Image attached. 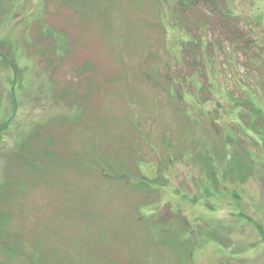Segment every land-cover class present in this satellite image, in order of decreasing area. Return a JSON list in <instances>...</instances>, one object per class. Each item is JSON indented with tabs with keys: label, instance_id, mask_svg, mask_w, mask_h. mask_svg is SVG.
I'll return each instance as SVG.
<instances>
[{
	"label": "rangeland",
	"instance_id": "374dc122",
	"mask_svg": "<svg viewBox=\"0 0 264 264\" xmlns=\"http://www.w3.org/2000/svg\"><path fill=\"white\" fill-rule=\"evenodd\" d=\"M154 1L99 0V14L104 12L103 18L95 26L85 19L83 27H73L71 21L77 22L78 17L61 7L62 0H0V39L16 50L22 66L14 92L13 89L11 92L14 70L8 74L1 69L0 184L17 144L32 128L43 123L55 125L47 126L50 131L61 128V119L77 114L79 109V104L73 110L69 100L65 103L55 96V90L48 87L50 72H44L45 64L28 57L26 39L35 31L37 20L59 21L63 24L58 26L71 28L74 34L69 38L67 56L56 68L55 79L60 87L68 82L76 86L81 83L78 95L88 93V73L82 63L92 59L94 64L91 78L99 83L92 97L95 113L89 111L84 125L100 120L112 125L109 129L105 123L103 128L99 125L88 128L93 145L87 151H91L92 159H111L114 155L111 139L130 119L136 121L137 115L143 131L160 141L148 146L140 140L146 162L139 163L154 179L149 183L151 186L146 184L151 195L144 194V200L131 192L133 198L130 195L127 198L130 205L124 207V198L114 196L107 183L97 184L90 172V184L85 177L79 182V178L72 177L73 188L58 187L54 193L51 187L40 183L34 190L26 188L22 195L11 198L8 208L12 219L8 227L11 231H23L26 237L34 225L31 213L42 215L48 224L47 214L55 211L53 206L58 204L56 209H67L58 211L60 215L51 224L70 244H76L75 237L83 231L82 225L94 229L95 215L99 225L105 226L102 234L110 240L114 231L123 228L118 227L121 220L110 221L122 210V202L123 213L138 207L147 219L154 218L156 222L171 215L172 228L177 230L167 242L166 234L160 232L151 236V240L143 239V232L141 235L139 231H136L139 237L131 233L122 235L125 239L120 243L126 244H120L119 250L126 257L128 252L136 251L140 257L137 262L149 253L152 264H264V68L258 67L264 57V0H220L219 9L225 18L239 17L237 23L230 21L229 29L239 26L251 33L248 36L256 38L260 48L255 50L262 57L254 56L253 63L232 46L230 33L223 23H217V16L207 18L204 7L201 11L190 9L189 14L181 16L179 0H159L157 5L164 7L166 34L160 33L156 25L148 27L147 21L156 22ZM106 18L107 28L103 24ZM200 32L205 39V55L199 67L204 70L206 60L208 72L204 70L201 74L197 69V75V71L192 73L190 63L193 44L190 46L186 41L189 38L199 41ZM243 39H239L241 45ZM63 44L61 51L66 50ZM182 44L188 46V53L182 51ZM148 58L155 64V68L147 66L148 70L153 68L150 72L155 83L142 74L147 71L140 65ZM168 64L174 66L171 76L165 73ZM182 76H186L184 81L176 82L170 89L171 78L180 80ZM125 77L132 86L125 87ZM109 79L113 81L108 83ZM250 105L260 108L261 116L255 111L253 114ZM117 125L120 128L114 127ZM162 138L167 146L161 143ZM86 146L81 143L79 148L86 150ZM162 178L167 181L163 183ZM22 203L24 209L17 210ZM86 214L82 221L80 217ZM180 218L183 223L187 221L190 233L175 228L180 225L176 221ZM158 228L156 224L154 230ZM49 230L52 232L51 225ZM185 241L188 248L181 245ZM6 258L1 249L0 261ZM7 261L22 264V258Z\"/></svg>",
	"mask_w": 264,
	"mask_h": 264
},
{
	"label": "trees",
	"instance_id": "16d2710c",
	"mask_svg": "<svg viewBox=\"0 0 264 264\" xmlns=\"http://www.w3.org/2000/svg\"><path fill=\"white\" fill-rule=\"evenodd\" d=\"M158 1L159 0H155L152 2V4L157 7L155 11L156 24L148 21L146 23L147 26H151V24L156 25L157 30L165 36L167 29L165 24L166 17L165 12H163L164 7L161 9L160 6L157 5ZM60 5L61 7L65 6L64 8L68 12H71V14L73 13L78 17L77 22L71 21V26L73 27H83L87 23L83 22L85 19L89 20V22L95 26L98 19L103 18L102 15H104V12L101 13L102 15L99 14V10H101L99 0H62ZM220 5V0H179L177 6L181 12V16L189 14L190 9H192V11L193 9L201 11V7H204V14L207 18L217 16V23H223V25L227 28L225 30L230 33L232 46L241 50L246 57H248L250 63L254 62V60L252 61L254 56L256 58L262 57V54H259L258 51L255 50V48L259 47L257 45L256 38L252 35L248 36V33L249 35L251 34L250 32H246V30L240 28L239 26L235 29L233 27H230L229 29L230 21L237 23L239 21V17L233 18V16L228 15L230 19L225 18L226 15L219 9ZM53 14H55V12ZM58 14L60 15L61 11ZM68 17L73 18L74 16L68 15ZM103 20V24L105 23L106 25L105 28L109 27V25H107V20L109 19L106 18ZM37 21L39 23L35 27V31L30 34L29 40L26 39L28 57L45 64L46 70H44V72H50L48 80L49 89L53 88V90H55V96L63 98L64 102L69 100V102L73 105V110L75 107L74 105L79 104V109L77 111L79 114L77 113L63 117L60 122L62 127L54 129L53 131L47 129L49 128L47 126L55 127L52 123L51 125H49L50 123L38 124L32 128L30 132L17 144L9 161V168L6 176L0 184V248L7 258H22V264H152V262L148 259L149 253H147V256L140 262H137L140 257H138L139 254L136 251L133 254L128 252V257H126V253H121L119 248L120 244H126V242L120 243V240L122 241L125 239L121 236L131 233L133 236L139 237L136 231L141 232V235L143 232L142 238L145 240H151V236H155L157 232L164 233L166 234L164 236L166 238V242L167 239L170 237L172 238V236L177 232V230H173L172 228L171 215L169 218H161L160 221L156 222L154 221V218L147 219L143 213L138 210V207L133 211L129 209L127 213H123V208L130 205L127 202L129 195L131 196V199L133 198V193L131 192H136L139 196L141 195L143 200L145 195H151V189L149 190L147 186H151L149 183L154 181V179L142 170L140 163L146 162V159L143 157V147L140 148L142 145L140 140L145 141L148 146L150 143H154L157 140L151 139L149 132L143 131V126L138 121L139 118L137 115L136 121L130 119L127 125L122 127L123 129L116 135V137L111 139V146L114 150V155H112L111 159H108V157L102 159H92V155L89 154L91 151H87L89 149H87V147L93 145L90 136L87 135V133H89L88 128H97L98 125L103 128L105 125V128L109 129L112 125L110 122L111 125L108 124V126V122L106 123L107 120H100L99 123L94 122L92 124L88 123L87 125H84L89 111L92 110L94 112L95 107L92 103V97L95 95L97 90L96 86L99 84L91 78V68L94 64H92V59H89L85 62V64L82 63L83 70L88 73V78L86 77L88 82L86 87L88 93L85 95H83V93L80 96L78 95L77 90L80 89L82 85L81 83L76 86L72 82H68L60 87V84L55 79V73L56 68L60 67L63 59L69 52V38L72 33L70 31L71 28L68 29L66 26H58L61 23H58L59 21L56 23L44 20ZM201 31H203L202 27ZM251 31L253 30L251 29ZM198 37L199 41L196 42L195 39L189 38V40L186 41V44L187 42L190 46L193 44V49H191L193 60L190 62L192 68L194 69L192 70V73L198 69V71L203 74L204 70L208 72V64L206 60L204 61V70L199 67L202 62L201 57L204 59L205 55V39L201 35V32L198 33ZM240 38H244L242 40L244 41L243 45L240 44ZM61 42H63V45L66 46L65 51H61ZM186 44L181 45V49L184 53H188L187 50H189ZM220 45L221 47L223 46L222 44ZM150 55L151 53L149 54V57ZM262 58V65L258 67L264 68V57ZM187 63L189 65V62ZM256 65H258V63ZM140 66L142 69L147 71L142 74H144L148 80H154L150 81L151 83H155L156 79L152 72H150V70L152 71L153 68H155L154 62L148 58L146 62L142 63ZM147 66L153 68L148 70ZM212 68L215 69V67ZM1 69H4L5 73L8 74L10 72L9 70H14L13 73L15 77L12 79L11 88V92L12 89L14 92L16 82L19 80L18 73L21 71L22 66L18 61L16 50L14 51L9 43L0 39V75ZM170 70H174V66L172 64H168L165 72L167 74L169 73L171 76ZM185 77L186 76H182L180 80L179 78L175 79V77L171 78V82L173 84L169 81L170 89H173V85H176V82H180L182 79L184 81ZM116 79V77H113V80ZM113 80L109 79L108 83ZM124 85L125 87L132 86V84L126 80V77ZM262 85L264 87V80ZM208 86H210L209 92L211 93L212 83L210 81ZM204 87L206 88V86H203V88ZM250 106H252L251 111L253 114H255V111L258 114L260 113L261 116L262 112H260V108L256 106L254 107V105ZM216 112L218 113V109ZM256 122L257 119L255 120V123ZM5 124H7V122H5ZM217 126L218 124L215 123L214 127L216 129L218 128ZM114 127L120 128L118 125ZM42 129L45 133H43ZM1 131L2 128H0V138ZM81 143L87 145L86 150H81L79 148ZM161 143L167 146V144H165L166 142L163 141V138L161 139ZM168 147L170 148L171 145ZM90 149L94 151V147H91ZM242 151L246 152L245 149ZM242 155L243 154L241 153V156ZM58 168L62 171V173ZM90 172H93L92 177L97 184L107 183L106 185L112 188L114 196H117L118 198L122 197V199L124 198V207L121 202L122 210L119 209L118 211L120 213L117 214L115 218L110 219V221H115V219L121 220L120 223L122 225L118 227L123 228L114 231V234H111L110 240H107V236L102 234L103 229L105 230V226L99 225V220L95 215V217L93 216L94 219L91 217L94 221V229L89 230V228L85 225H82L83 231H80V234L75 237L76 244H73L72 242L70 244V241L63 236V233L59 229H53V224H51L52 221L60 215L58 214V211L67 209V207H61L63 210L59 208L56 209L55 206H58V204H54L55 206H53L55 211H52L49 216L47 214L48 219H46V221H48V224H45L42 215L35 216L33 212L31 213L32 218L35 217L33 221L34 225L27 233L26 237L24 236V232L19 229L16 231L10 230L8 227V221L12 219V215L8 208V204L11 201V198L13 199L15 197H19L24 193L26 188L34 190L40 183L48 186L49 188L51 187V190L54 193L57 192L58 187H62V190L64 188H73L72 186L75 185L70 182L72 177L79 178L78 182L80 181V178L85 177L88 184H90L92 178L90 177ZM166 181V178H162L163 183ZM158 196L159 194L157 191V197ZM84 198L87 199L86 197ZM139 205L140 204L136 206ZM24 207V204L17 205V210H23ZM86 216L87 214L84 216L85 218L80 217L81 220L84 221ZM176 221L180 225L175 228L180 227L182 231H185L184 233H190V227L189 224L187 226L186 220H184V223L181 218ZM66 222L67 218L63 219L62 225L64 226ZM156 224L159 226L158 230H154V226ZM50 225L52 227V232L49 230ZM46 229L49 234H46ZM110 229L111 227H109V230ZM102 237H104V239H102ZM117 237H121V239L117 241L114 240ZM186 242L188 241L181 242L182 244H180L184 245L183 247L188 248V246H186ZM123 248L126 250L125 247ZM7 258L0 261V264H8Z\"/></svg>",
	"mask_w": 264,
	"mask_h": 264
}]
</instances>
